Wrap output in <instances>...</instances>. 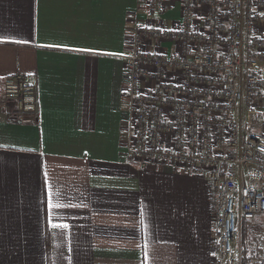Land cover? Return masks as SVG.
I'll return each instance as SVG.
<instances>
[{
	"label": "crops",
	"instance_id": "1",
	"mask_svg": "<svg viewBox=\"0 0 264 264\" xmlns=\"http://www.w3.org/2000/svg\"><path fill=\"white\" fill-rule=\"evenodd\" d=\"M155 18L177 27L178 3L0 0V264H215L204 180L125 160L124 57ZM16 72L36 78L34 115L2 100ZM238 229L239 264L264 258V215Z\"/></svg>",
	"mask_w": 264,
	"mask_h": 264
},
{
	"label": "built area",
	"instance_id": "2",
	"mask_svg": "<svg viewBox=\"0 0 264 264\" xmlns=\"http://www.w3.org/2000/svg\"><path fill=\"white\" fill-rule=\"evenodd\" d=\"M172 3L178 26L159 18L136 25L124 57L125 160L202 178L215 264H238V219L264 215V0H147V13L161 15ZM2 100L21 117L34 115L35 76L4 77Z\"/></svg>",
	"mask_w": 264,
	"mask_h": 264
},
{
	"label": "snow or ice",
	"instance_id": "3",
	"mask_svg": "<svg viewBox=\"0 0 264 264\" xmlns=\"http://www.w3.org/2000/svg\"><path fill=\"white\" fill-rule=\"evenodd\" d=\"M20 42L26 43V41H20ZM45 183H47V181H45ZM56 207H60V205L53 204L52 200L50 198L48 201V208L52 209V208H56ZM49 222H51V221H49ZM53 227H57V225H53Z\"/></svg>",
	"mask_w": 264,
	"mask_h": 264
},
{
	"label": "rangeland",
	"instance_id": "4",
	"mask_svg": "<svg viewBox=\"0 0 264 264\" xmlns=\"http://www.w3.org/2000/svg\"><path fill=\"white\" fill-rule=\"evenodd\" d=\"M238 235H239V229H238V227H237L236 239H237ZM236 239H235V240H236ZM236 251H237V249H236ZM237 255H238V253H237ZM238 259H239V255H238ZM249 263L252 264L251 261H250ZM238 264H239V262H238Z\"/></svg>",
	"mask_w": 264,
	"mask_h": 264
},
{
	"label": "trees",
	"instance_id": "5",
	"mask_svg": "<svg viewBox=\"0 0 264 264\" xmlns=\"http://www.w3.org/2000/svg\"><path fill=\"white\" fill-rule=\"evenodd\" d=\"M241 264H245L244 262H241Z\"/></svg>",
	"mask_w": 264,
	"mask_h": 264
}]
</instances>
